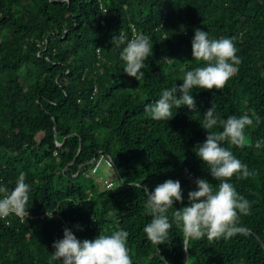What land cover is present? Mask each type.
I'll use <instances>...</instances> for the list:
<instances>
[{"label":"trees","instance_id":"16d2710c","mask_svg":"<svg viewBox=\"0 0 264 264\" xmlns=\"http://www.w3.org/2000/svg\"><path fill=\"white\" fill-rule=\"evenodd\" d=\"M195 29L232 39L238 71L219 91L194 88L196 110L152 120L145 105L202 66L191 56ZM137 32L153 44L139 82L123 71L124 45L111 42ZM211 104L221 118L255 111L261 122L245 132L264 139V0H0V185L14 188L23 172L30 186L26 221L0 219V264H62L51 256L65 228L80 240L127 231L132 264H163L156 247L168 264H185L186 253L187 264H264V147L224 145L256 173L229 181L252 202L240 216L246 234L185 242L173 223L170 242L155 246L143 232V186L178 180L179 209L195 179L219 183L193 151ZM100 154L112 158L116 186L88 174Z\"/></svg>","mask_w":264,"mask_h":264},{"label":"clouds","instance_id":"9594fccd","mask_svg":"<svg viewBox=\"0 0 264 264\" xmlns=\"http://www.w3.org/2000/svg\"><path fill=\"white\" fill-rule=\"evenodd\" d=\"M111 42L116 46L124 45L119 54L125 65L123 71L138 82L142 80L145 75L141 71L145 67L144 61L153 54L149 35L137 32L129 39L124 33H120L118 36H112ZM191 56L193 60L202 62V66L184 72L181 84L163 89L157 100L145 105L144 112L152 120H170L173 117V107L178 109L186 106L191 112L196 110V101L190 94L191 91L194 88L216 91L223 89L237 73L242 62L232 39H210L208 33L200 29L194 30ZM260 122L261 118L255 111H252L251 115H229L227 118H221L216 113L215 104H211L203 113L200 122L207 133L206 138L202 143L195 145L193 151L207 166L212 179L219 183L214 187L204 178L195 179V190L188 192L187 205L179 209L173 207L174 202H183V191L178 180L167 179L150 192L146 185L143 186L147 197L144 204L145 213L151 217L150 222L143 228L148 241L155 246L169 243V232L173 223L181 230L185 242L189 239L200 240L203 237L212 241L246 234L245 228L240 225V216L250 214L252 202L240 195L229 181L237 174V178L243 180L255 176L256 173L249 170L248 166L224 145L261 149L264 147V139H257L252 143L245 132L246 128L258 126ZM100 155L92 159L94 165ZM104 155L111 159V165L102 162L114 169L112 158ZM93 167L88 172L90 176H95L97 172H91ZM112 186L114 183L110 181L107 187ZM29 191L30 186L25 182L23 172L16 179L14 188L0 185V219L14 215L25 222L29 216ZM170 209H173L171 219L168 214ZM47 215L51 218L52 213ZM77 228L79 229V226ZM128 235L125 230H114L110 234L99 233L92 240H80L70 229L65 228L63 238L52 244L55 251L51 260H59L62 264H132L127 243ZM156 249L163 264H168L167 259L160 255L159 248Z\"/></svg>","mask_w":264,"mask_h":264},{"label":"rangeland","instance_id":"374dc122","mask_svg":"<svg viewBox=\"0 0 264 264\" xmlns=\"http://www.w3.org/2000/svg\"><path fill=\"white\" fill-rule=\"evenodd\" d=\"M58 145L60 143L57 142ZM95 180L100 184V187H105L110 181L114 183V186L118 184V179L115 178L114 169L102 162L94 176Z\"/></svg>","mask_w":264,"mask_h":264},{"label":"built area","instance_id":"2783aa9c","mask_svg":"<svg viewBox=\"0 0 264 264\" xmlns=\"http://www.w3.org/2000/svg\"><path fill=\"white\" fill-rule=\"evenodd\" d=\"M102 161H104L108 165H111V159L106 157L104 154H101L100 158L98 159V161L96 162V164L94 165V167L91 171L92 173H95L98 170L99 165L101 164Z\"/></svg>","mask_w":264,"mask_h":264},{"label":"water","instance_id":"95a60500","mask_svg":"<svg viewBox=\"0 0 264 264\" xmlns=\"http://www.w3.org/2000/svg\"><path fill=\"white\" fill-rule=\"evenodd\" d=\"M55 131H56V125H55ZM80 150H81V146H79V149H78V153H77V155L79 154V152H80ZM186 248V247H185ZM187 250V248L185 249V251ZM187 262H188V256H187V253H186V261H185V264H187Z\"/></svg>","mask_w":264,"mask_h":264}]
</instances>
